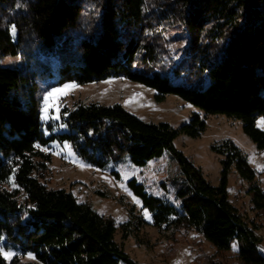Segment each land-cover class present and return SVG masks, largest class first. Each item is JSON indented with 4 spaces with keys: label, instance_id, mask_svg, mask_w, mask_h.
Instances as JSON below:
<instances>
[{
    "label": "trees",
    "instance_id": "16d2710c",
    "mask_svg": "<svg viewBox=\"0 0 264 264\" xmlns=\"http://www.w3.org/2000/svg\"><path fill=\"white\" fill-rule=\"evenodd\" d=\"M0 57L14 60L0 64V264H140L116 235L127 240L146 224L161 232L195 231L218 251L235 245L242 264H264L262 239L229 197L235 166L250 182L254 208L264 211V191L241 150L229 140L212 146L223 157L220 184L212 186L174 146L180 134L198 138L206 130L199 115L176 130L145 122L119 104L78 103L63 111L68 132L47 137L30 92L31 85L53 75L58 59L59 85L122 76L154 89L158 102L175 95L207 116L241 121L244 133L264 150V130L257 127L264 120V0H0ZM173 58L189 65L178 70L208 78L209 84L202 90L176 86L145 71ZM55 140L69 142L100 169L125 155L145 167L169 152L183 177L175 202L150 196L133 179L128 186L151 219L131 211L119 226L43 181L51 163L44 150ZM26 256L33 261L25 262Z\"/></svg>",
    "mask_w": 264,
    "mask_h": 264
},
{
    "label": "rangeland",
    "instance_id": "374dc122",
    "mask_svg": "<svg viewBox=\"0 0 264 264\" xmlns=\"http://www.w3.org/2000/svg\"><path fill=\"white\" fill-rule=\"evenodd\" d=\"M182 45L180 43L174 47ZM13 61L11 58L0 57V64L4 66H10ZM59 66L58 59H54L53 75L30 88L37 99L47 137L68 132L62 118L63 111L73 109L78 103L95 102L105 106L119 104L145 122L167 123L176 130L199 115L206 122V130L198 138L180 134L174 141L175 148L202 170L212 186H218L223 157L213 152L212 146L229 140L241 150L256 171V183L264 191V150H259L244 133L241 121L224 115L207 116L200 108L175 95H167L164 101L158 102L154 89L122 76L85 85L76 82L59 85ZM184 67L189 65H181L179 58H173L163 66H149L145 71L149 75L158 73L176 86L202 90L209 84L208 78L202 80L195 74L178 70ZM261 121L264 120L261 118L257 121V127L264 130V127L259 126ZM44 151L51 154V163L43 178L48 187L72 193L78 202L91 204L98 213L113 217L119 226L131 219V211L134 215L140 214L146 221L150 222L151 219L141 199L129 188V181L137 180L150 196L172 203L183 181L181 167L169 152L150 161L145 167L135 166L130 157L125 155L118 163L110 162L105 169H100L79 157L69 142L55 140ZM115 173L119 174V178ZM12 186L16 188V185ZM250 187V182L243 180L233 166L228 181L230 201L249 226L256 228L257 235L263 241L264 252V211L259 212L254 208L248 193ZM23 200L24 196L20 201ZM116 240L123 243L125 251L140 264H242L235 245L231 251H218L195 231L161 232L146 224L137 235L129 236L127 240H123L122 235L117 233ZM2 251L5 254L4 248ZM7 258H12V255ZM24 261H33V258L26 256Z\"/></svg>",
    "mask_w": 264,
    "mask_h": 264
},
{
    "label": "snow or ice",
    "instance_id": "6c2138e0",
    "mask_svg": "<svg viewBox=\"0 0 264 264\" xmlns=\"http://www.w3.org/2000/svg\"><path fill=\"white\" fill-rule=\"evenodd\" d=\"M12 31H13V34H14L15 33V28L14 27H13ZM70 87H74V86H70ZM259 126L264 127V121H261ZM4 255H5V258H7L8 256H10L12 254L11 253H5Z\"/></svg>",
    "mask_w": 264,
    "mask_h": 264
}]
</instances>
